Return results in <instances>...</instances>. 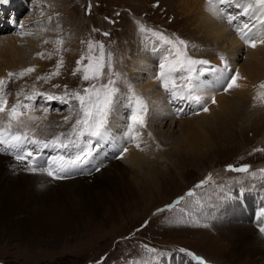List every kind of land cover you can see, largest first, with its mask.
Here are the masks:
<instances>
[{
	"label": "rangeland",
	"instance_id": "obj_1",
	"mask_svg": "<svg viewBox=\"0 0 264 264\" xmlns=\"http://www.w3.org/2000/svg\"><path fill=\"white\" fill-rule=\"evenodd\" d=\"M27 1L29 2L27 8L23 7V11L19 12V19L15 22L11 20L12 24H17L18 27L24 26V28L10 29L5 32L2 30L0 38L10 37L6 42L26 39L24 43H20L19 47L23 50L21 52L23 58L30 56L28 67L33 68L34 71L20 76V73L28 68L20 69L18 72L14 70L10 72L14 76L9 77L6 65L8 63L10 66L16 65L18 57L16 54L8 55V46L0 42V69L6 70L5 73H0V80L5 81L10 99L17 98L25 104L30 103L39 116L47 113V119L52 124H57L49 126L48 129L59 130L58 132L60 128L69 130L72 127L79 114L78 104L72 101L70 96L67 97L70 103L62 104L56 100L45 101L37 93L60 96L64 94L66 85L69 93L79 91L83 94V89L89 87L91 83L106 82V77L100 81H84L82 71L73 75L78 67L77 61H80L82 56L99 54L98 48L93 53H89L88 41L104 45L105 57L107 58L108 53H111L113 69L120 74L116 86L121 96L111 114H115V109L121 107L124 101H130L128 98L125 99V96L130 90L134 88L138 90L145 85L146 78H149L151 85L155 82L160 84L156 86H161V82L155 78L159 73V53L157 51L155 53L153 47L161 46V42L152 35V32L142 33L141 25L146 29L164 33L170 38L179 37L187 41L188 55L194 59H208L206 51H214L215 46H212V42L216 38L213 36V31L202 20L203 12L200 6L202 2L198 5L195 0H187L186 4H183L182 0L179 2L177 0ZM204 1L207 3L206 0ZM23 2L25 0H8V3L4 4L8 5L7 9L14 10L15 4L23 5ZM16 9L19 11V8L16 7ZM235 12L239 11L235 10ZM28 33L29 35L26 36ZM226 34L230 39L236 35L229 27L226 29ZM57 41H63V43L58 44ZM218 44L220 50L225 52L226 48L220 46L221 41H218ZM235 46H237L235 47L237 55L234 56V63L240 72L236 84L244 81V85L234 86L220 95L218 91H215V97L228 94V100L233 97L232 100L236 101L237 105H241V109L235 118L223 115L222 120L216 125L203 128L206 139L197 137L192 139V143L200 148L213 146L211 153H197L189 157L178 155L183 145L176 142L177 131L181 124L193 121L190 119L193 114L188 110L190 103L189 101L170 103V96L164 89L159 87L152 89V94L162 93L156 100L153 97L150 99L148 94L144 95L148 103L147 115L148 111L150 112L147 133L152 128L154 145L150 146V149L142 147L150 139L146 141L123 139L126 136H122V129L113 134L115 139L112 142V150L117 153V149L120 148V152L112 153L113 163L110 167H117L122 171L139 170L138 166L133 167L129 164L130 160L124 157L126 152L133 148V144H141L137 148L139 151L141 149L142 152H140L145 158L142 159L144 162L141 160V163L145 165L147 174L144 173V180H140L141 186H135L138 193L133 196L124 195L120 212L113 218L108 215L107 209L95 218L83 216L82 213L80 224L75 225L68 232L36 237L34 244H31L28 235L21 237L6 234V226L0 225V264H130L131 261H138L139 264H159L165 259L176 258L196 264L191 257L179 252L181 248L204 258L207 264H234L230 259L233 257L230 255V248H233L232 241L235 236L229 228L236 225L247 226L239 221L244 215L243 212L246 213L247 210L253 218V215L259 214L261 208L254 207L249 202L246 205V202L241 201V198H244L241 195V197L235 196L236 200L232 203L237 205L240 203L243 212L239 208L227 206L230 204L227 201L230 192L234 195L240 192L245 196L257 198L259 203L264 204V172L261 171L264 169V101L260 102L262 104H256L257 109L251 110L250 106L249 110L248 99L242 98V88L247 85L251 76L248 72L241 74L244 72L243 65H246L249 54L245 46H243L244 50L238 44ZM14 50L12 49L11 52ZM228 51L230 49L226 50V53ZM151 53L154 55L150 62L155 64L153 69L149 67L146 72L140 67L139 71H142L140 73L130 71V68L135 66V61L131 60L132 56H149ZM236 58L239 59L236 60ZM61 61V66L57 68ZM88 63V59L85 58L79 67L83 69ZM211 66L213 65L208 64L203 67ZM198 67L197 70L202 66L198 65ZM57 71L59 75H53ZM205 73L201 76V80L205 78ZM209 73L212 76V72L209 71ZM220 77L221 82L213 80L215 87L219 83H223V86L226 83L225 75ZM206 80L210 79L206 78ZM260 84L259 82L255 85L256 89L260 88ZM231 89L232 92L229 93ZM21 92L22 94L18 96L17 93ZM143 93L145 94L144 91ZM29 96L33 97L34 101L26 99ZM212 99L210 101L206 99L204 105L207 108L216 107L217 113H220L222 109H217L216 101L212 103ZM132 103L134 105V101ZM159 104L163 105L166 111L172 109L181 112L183 123L175 122L171 117L173 115L154 123L158 114L153 109ZM45 107L49 109L47 112L44 111ZM71 108H75V112L70 111ZM123 108L126 110L122 114L127 115V118L123 117L120 124L126 126L129 121L130 107L128 109L124 104ZM198 108L196 112L200 111ZM69 116L71 119L65 123V117ZM194 121L197 122L196 119ZM161 137L162 139L168 137V139L162 140ZM29 146L32 147V145ZM124 148L129 150L123 151ZM119 155L124 159H121ZM245 165L248 166L247 172H237L229 168V166L240 168ZM157 173L163 178L158 176L159 180L153 181ZM197 185L201 186L197 187ZM189 192L193 195L189 196ZM160 209L163 211H158ZM144 246L155 249L156 253H149Z\"/></svg>",
	"mask_w": 264,
	"mask_h": 264
},
{
	"label": "bare ground",
	"instance_id": "obj_2",
	"mask_svg": "<svg viewBox=\"0 0 264 264\" xmlns=\"http://www.w3.org/2000/svg\"><path fill=\"white\" fill-rule=\"evenodd\" d=\"M18 1H23V0H18ZM177 2H179V0H177ZM182 2L183 4H186L187 0H182ZM195 2L198 5H200V3L202 2L200 5L202 6V12H203L202 20L213 31V36L216 38V40L212 42L213 44L212 46L213 47L215 46L213 48L214 51L207 50L209 51V52L206 51L207 53L206 57L208 59L205 60H207L210 65H213L214 67L221 69L224 68L226 62L230 67V71L224 72L222 75L220 73L212 72V76L210 75L209 71H205L206 73L204 72L205 78L203 80L207 84V89L203 91L201 95L203 96L204 101L206 99L210 101L212 98H214L216 101L217 109L219 110L222 109L220 113H217L216 107L215 108L208 107L207 112H201L202 107L205 106L204 104L203 105L198 104L194 100L189 101L190 105L188 110H190L191 114H193V116L190 118L193 119V121L191 120L183 123L184 119L181 118L182 114L179 111H175L172 109L166 111L164 106L161 104L157 105L153 109V111L157 112L158 114V117L155 119L154 123L162 119H165L166 117L171 115H173L171 117L174 118L175 122L178 123V121L180 122L182 121L183 124L181 125L179 124L180 127L177 131L178 135L176 142L180 145H183V149L180 150L181 152L178 151L179 152L178 155H185L186 157L196 155L197 153H211L213 146H211L210 148H200L198 147V145L192 143V139L194 137L206 139L203 133V128L211 125H216L218 122L222 120L223 115L231 116L232 118H235L236 114L241 109V105H237L236 101L234 102L232 100L233 97L232 99L228 100V96H229L228 94H224V96L215 97L216 95L215 91H218L219 95L225 92V90L223 89L226 86L228 80L226 81L224 86L223 83H219L217 87H215V85L213 84V80L221 82L220 76L225 75L224 78H227L226 76L229 77L233 74L240 73L237 65L234 63L235 62L234 56L236 54L235 47H237L235 45L237 44L241 46V49L243 50H244L243 46H245L248 50L247 54H249L247 57L246 65L243 63L244 72H241V74L242 73L245 74L246 72L251 74V76L248 79L247 85L242 88L241 91V93L243 94L242 98L248 99L247 102L249 104V110H250V106L252 108L251 110L257 109L256 104L264 101V88L260 87L259 89H256L255 87V85H257L259 82L261 84H264V72H261L264 71V43L259 42L262 38H264V25L256 24V27L252 29L255 30L254 32L255 35L253 38L254 39L256 38L255 40H257V43H256V47H251L249 46V44L245 43V40L240 41L237 35H235L236 32L234 33L235 37L233 39L229 38L228 34H226V29H228V27L229 29L231 28L230 24L227 22L226 19L213 14V12L210 10L213 7L212 5L205 3L204 0H195ZM238 2L247 3V2H252V0H238ZM27 5L28 2H26V0L25 2H23V5L15 4V6L19 8V11H16L17 9L15 7L14 10L12 9L9 10L10 15H12V13L13 14L19 13L21 10L23 11V7H26ZM185 6L188 7V5ZM5 7L7 9L8 5L0 4V9H3ZM239 10L240 9H237V11ZM228 11L233 14L238 13V12L234 13L235 10L228 9ZM187 16L189 15L187 14ZM252 16L253 13L251 11L248 16L246 17L241 16L239 20H237L236 25L241 24L242 22H249L251 27V25L255 23V21L252 19ZM23 28L24 26L22 27V29ZM28 35L29 33L26 36ZM42 36L45 37V35ZM21 37H23V35ZM9 38L10 37L0 38V42L8 46L7 47L8 55L9 54L11 56L15 54L17 55L18 63L12 66H10V63H8L6 65L7 67L6 70H9L8 73L14 70L18 72V70L20 69L23 70L25 68H29L28 64L30 61L29 60L30 56L23 58V54L21 53L23 50H21V48L19 47V45H21L20 43H22L26 39L23 41L11 40L10 42H6L7 40H9ZM218 41H221L220 46L222 48L223 47L226 48L225 52H223L222 49L220 50ZM27 45H28V41H27ZM31 46L33 47L35 45H31ZM159 46L156 47L158 48ZM233 46L234 48L231 49V47ZM12 49H15L14 52H11ZM228 49H230V51L226 53V50ZM154 52L156 53L155 50ZM140 56L141 55L131 57V60L135 61V66L134 65L132 66L129 63L130 66H132V68H130V71H134V72L136 71L137 73H140L142 72L139 71L141 67V70L148 72L149 67H152V69L155 67V64L150 63L154 58V55H152V53L149 56L147 55L141 57ZM221 57H223V60L221 59ZM238 59L239 58H236V60ZM38 62L40 63V61H37V63ZM244 66H246V68ZM196 67L199 68L198 65ZM203 68H207V67H203ZM6 70L0 69V73L3 74L5 73ZM206 78H209L210 80L208 81L206 80ZM238 78H239V74H238ZM145 81L146 84L140 87L138 90L135 88L133 90H130L128 95H126L128 99H130V101L128 102L124 101L121 107L115 109L116 113L115 114L112 113L111 115L113 116L109 117L111 130H113L112 135L121 129L124 131L126 127L121 125L120 123L123 117L127 118V115L124 116L122 114L126 110L125 108H123L124 104L126 105V107H128V109L130 107L129 113L131 114L133 108L132 93H135L137 97L143 100L144 104L147 106V110H148V103L145 101L146 99L144 95L146 96V94H148V96L150 95V99H152L153 97L154 100H156L159 97V95L161 96L162 93L159 94V92L158 93L154 92L152 94V89H155L157 87L162 88V90L164 89L162 86H156L160 84H156L155 82H153L151 85V81L149 80V78H146ZM237 85H244V81L240 82ZM0 91L7 94L8 92L6 90V85L2 89H0ZM143 91L145 92V94L143 93ZM231 92L232 89L229 90V93ZM8 96L9 94H7V100H8L7 108H10L13 104L17 103L18 99L17 98L10 99ZM31 100L34 101V98H32ZM19 101L22 104H25L24 101L20 99ZM250 102H252L254 105H252ZM27 104L30 107L29 109H22L24 115L21 117V119L26 121V123L28 124L30 137L35 136L37 138L47 140L59 134L60 132L67 133L71 130V128L69 130H63L62 128H60L61 130L60 132H58L59 130H55L52 128L48 129L49 126L51 125L56 126L57 124L55 123L52 124L51 121L47 119V113H45L44 116H39L38 114L35 113V109H33V106L30 103ZM150 108L151 107H149V109ZM197 108L200 109L199 111L201 112L200 114L209 113L208 115L210 116L208 115L202 116L198 114L199 112H196ZM118 112L120 114H118ZM149 114L150 112L148 111V115ZM148 115L147 113L144 115L146 128L142 130L138 129V131L141 132L140 135L141 137L139 136L136 139V141H140V140L146 141L147 139H150V141H146L145 144L142 145V147L149 148L150 146L154 145V143L152 136V128L149 131V133H151V136H149L147 133L149 129ZM29 116L36 117L37 119L29 121L28 120ZM194 119H196L197 122L194 121ZM0 121H7V112L0 113ZM12 131L13 132L17 131L15 124L13 125ZM113 137L115 139V135H113ZM123 139L128 140L127 137ZM166 139H168V137ZM113 141L114 140L110 138L109 142L104 144L103 147L98 150V154H94L95 158L92 159L90 164L75 169L70 173L61 174L64 178H60V179H56L53 178L52 176H48L44 172L28 171L26 170L25 167L26 162L16 160L14 154H10L7 152H0V225L6 226L5 228L6 234L8 233L13 236L18 235L21 237L28 235L27 237L30 239L31 244H34L36 242L35 240L36 237L38 238L39 236H43V235L52 236L53 234L68 232L69 229L74 228L75 225L80 224V220L84 215L86 216L88 215L90 217L95 218L100 212H102L105 209L108 210V215L111 216V218H113L116 215V213H119L122 203V197L124 195L133 196L134 194L138 193V190H136L137 188L135 189V186L137 185L138 187L141 186L142 182L140 180L142 181L144 180L145 178L144 173H146L145 172L146 170H145V165L141 163V160L145 158L141 153L142 152L141 149L140 152L137 148V145L139 143L133 144L132 145L133 148L131 150L127 149L129 151L126 152V155L124 157L126 158V160L127 159L130 160L129 164L133 165V167L138 166L140 168L139 170L127 169V171H122L117 167H110V164L113 162L111 160L112 157H109L110 154H107V152L109 151L111 153H114V151L112 150ZM28 147L30 146L28 145ZM161 147H163L162 144ZM119 152H120V148L117 149V153ZM149 152H153V151H149ZM57 154L58 152L54 151L52 148L44 149L43 159L47 160L49 156H55ZM63 154L66 156L68 155L67 152H64ZM122 158L123 157H121V159ZM126 160L124 161L126 162ZM140 164H142L143 166ZM97 168L99 170H97ZM150 168H152V165H150ZM158 176H161L163 178L162 175H158L157 173V177L153 181L157 179L159 180ZM149 184H151V182H149ZM235 196L237 197V195H233V193L230 192V196L227 200L228 203L230 204H228L227 206L233 208H239V210L243 212L240 203H238V205L236 203H232L234 202V200H236L234 198ZM239 196L240 195H238V197ZM241 199H242L241 201L246 202V205L247 202H249L254 207L264 208L262 204L257 205L256 202L259 201L257 198L255 199L254 197L247 196ZM253 211L254 208L253 210H251V212L253 213ZM82 213L83 216L81 215ZM246 213L247 216H245V213L243 212L244 215L241 217L242 219H240L239 221L247 224V226L236 225L234 227L229 228L232 229V232L235 236V239L232 241L233 248H230L231 250L230 255L233 256L230 257L231 262L234 264H264V236L260 234L261 231L258 232L256 230V228L264 227V217L260 216V212L259 214L255 213L256 215L253 218H251L252 214L248 213L247 210ZM221 238L223 237L221 236ZM159 264H190V263L187 262V260L184 261L181 260L180 258H176L173 260L165 259L161 261Z\"/></svg>",
	"mask_w": 264,
	"mask_h": 264
},
{
	"label": "snow or ice",
	"instance_id": "obj_3",
	"mask_svg": "<svg viewBox=\"0 0 264 264\" xmlns=\"http://www.w3.org/2000/svg\"><path fill=\"white\" fill-rule=\"evenodd\" d=\"M8 3V0H0V4ZM207 3L213 7L210 9L214 15L220 16L227 20L230 25H233L234 21L239 20L241 16H248L250 11L253 13L252 19L255 21L250 27L249 22H242L238 25H233L235 30L245 40V43L251 47H256L257 41L253 38L254 33L252 29L256 27V24L264 25V0H252V2L240 3L238 0H207ZM235 7L240 9L238 13H231L229 8ZM140 31L152 32L159 42L160 47L153 46L155 51L159 53V73L155 77L161 82V86L165 92L170 96V103L176 104L177 102L195 101L198 104L203 105L204 100L201 93L207 89L205 81L201 80V76L205 71L214 73H220L230 71L229 65L225 62L224 68H216L214 66L209 68H203L198 71L197 65H208L207 60L194 59L188 55V42L176 37L175 39L166 36L164 33L155 32L150 29L140 27ZM252 33V35H249ZM108 35V33H105ZM260 43H264L262 38ZM58 44H62L63 41H57ZM83 43V42H82ZM99 49L98 55H89L88 57H81L80 61H77L78 67L73 72H83L82 79L84 81H100L106 77L105 83H91L89 87L83 89V94L79 91L69 93L67 86L65 85V92L63 95L57 96L50 93H37V95L44 98L45 101H59L62 104H69L70 101L67 97H71L72 101H75L79 106V114L75 119L71 130L67 133H59L50 139H40L35 136H29L28 124L22 120L24 115L22 109H29L28 104H22L19 100L13 104L10 108H7L8 100L7 94L0 91V113L7 112V121H0V152H7L15 155V159L18 161L26 162V170L36 172H44L48 176L60 179L64 178L61 174H67L75 169L81 168L84 165L90 164L92 159L95 158L94 154H98V150L108 143L110 138L114 139L112 135L111 126L109 123V117L113 110L114 105L120 99L121 93L117 85V80L120 76L115 72L112 64V55L108 53L105 57V49L102 43H96L88 41L89 53H93L96 49ZM87 58L89 63L81 69L79 65ZM223 60V57H221ZM62 64L57 65L59 68ZM107 69V72H105ZM34 71L33 68L25 69L20 73V76H24ZM9 77H13V73L8 74ZM53 75H59V72L53 73ZM238 73L227 77L228 82L223 90L238 86L236 80ZM50 78V77H49ZM37 79H42L37 77ZM5 86V81L0 80V89ZM59 87V85H55ZM260 87L264 88V84ZM17 93V95H21ZM33 97L29 96L26 99L31 100ZM128 97L125 96V99ZM132 100L134 105L129 116V122L123 131L128 139L135 140L140 135L142 130L146 127L144 115L147 111V106L143 100L132 93ZM212 103H215V99H212ZM49 109L45 107L44 111ZM53 111L57 109H52ZM204 112L208 111L206 106L202 107ZM70 111L75 112V108H71ZM36 117L29 116L28 120H35ZM71 117H65V123H67ZM15 124L17 131L13 132V125ZM151 136V133H148ZM32 145V147H28ZM139 147V144L137 145ZM52 148L57 151L55 156H49L47 160L43 159V150ZM123 151H127L126 148ZM67 152L68 155L63 153ZM230 170L237 172H247L248 166L245 165L240 168H231ZM97 170H99L97 168ZM264 172V169L261 170ZM201 185H197L200 187ZM189 196L193 195L192 192L188 193ZM158 211H163L160 209ZM260 216L264 217V208L260 210ZM206 226V225H205ZM264 231V229H261ZM149 253L155 254L156 250L144 246ZM180 253H185L188 257H191L196 261V264H207L204 258L196 256L194 253L187 251L184 248L179 249ZM130 264H139L138 261H131Z\"/></svg>",
	"mask_w": 264,
	"mask_h": 264
}]
</instances>
